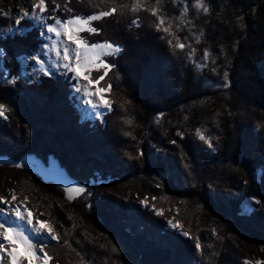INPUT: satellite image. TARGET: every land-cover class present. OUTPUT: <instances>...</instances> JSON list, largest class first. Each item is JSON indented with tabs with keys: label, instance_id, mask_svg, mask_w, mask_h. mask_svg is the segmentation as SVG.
<instances>
[{
	"label": "trees",
	"instance_id": "1",
	"mask_svg": "<svg viewBox=\"0 0 264 264\" xmlns=\"http://www.w3.org/2000/svg\"><path fill=\"white\" fill-rule=\"evenodd\" d=\"M45 3L62 20L111 12L80 36L123 46L104 58L116 67L99 83L112 85L102 120L80 119L62 73L0 81V157L11 161L0 163V192L29 194L28 210L51 225L48 264H264V0ZM21 26L0 38L13 76L43 42L31 21ZM26 155L52 158L85 193L16 167ZM173 210L188 237L168 227Z\"/></svg>",
	"mask_w": 264,
	"mask_h": 264
},
{
	"label": "snow or ice",
	"instance_id": "2",
	"mask_svg": "<svg viewBox=\"0 0 264 264\" xmlns=\"http://www.w3.org/2000/svg\"><path fill=\"white\" fill-rule=\"evenodd\" d=\"M58 7L59 5H57V8ZM35 9L39 10V15L36 14ZM203 10L207 12L209 9L205 7ZM46 11L47 6L45 0H39V3L34 5V9L31 13L24 10L21 11L20 18L15 22L17 27L9 26L7 29H0V38H7L8 34L15 35L18 33L23 35V29L19 27L21 25V21L31 17V19L37 21L42 28L46 29L45 31H41L40 35L50 41V44L44 45V49L46 50L43 52V55H47L49 52L55 54V61L51 62L49 67L45 66L42 56L39 54L33 56L32 59L35 60V63L38 66L34 69V72L43 73L45 76H49L53 74L51 71L52 68L63 69L65 74H74L73 78L76 80L77 84L81 81H86L87 85H98L101 80L105 79L109 71L116 67L115 64L106 62L104 58L119 56L123 51V46L114 45L111 42L90 43L88 40L81 37L79 33L85 30L89 33H98L99 30L96 27H92L91 22L109 16L111 12L102 11L99 14L89 15L86 18L76 15L69 17L67 20L48 16L47 19L53 20L54 23L45 25L46 17L43 14ZM112 11H115V9H112ZM153 15H156V13L153 12ZM133 23L135 24L136 21H133ZM161 24H163L162 19L160 24L157 25L158 29ZM168 30V28L163 29L165 32H168ZM65 39L68 42H65ZM72 45L75 47H72ZM176 47L183 49L186 46L182 43H177ZM5 55L6 50L3 47H0V59H2ZM208 55V52L205 51V59H207ZM93 70L97 72L103 70V75L93 79L91 78ZM224 81L225 83L223 84V87H229L228 72H224ZM111 89V84H109L107 89L97 87L95 90H92L87 86L83 87V89L79 86L75 88L76 92H83V96L87 98V104L94 111L101 107L111 110V102L107 101L102 95L103 92H110ZM94 97L95 99H93ZM7 111L8 109L5 105L0 104V117H5ZM96 115L100 118L103 116V113L97 111ZM125 123L130 124L131 121L127 120ZM197 135L200 140L207 143L209 147H212L210 138H206V135L201 133L199 129H197ZM173 143H175V141H173ZM16 167H21V165H16ZM66 191L85 193V189L83 187L66 189ZM11 199L12 201H15L16 195L13 194ZM7 203V199L0 197V204ZM142 203H145V201H142ZM257 203H259V201H257ZM8 211L14 213L15 221H26L27 225H32V213L26 207L22 208L20 205H17L11 207ZM5 212L6 210L4 208H0V217L4 218L3 222H0V264H3L5 253L8 258V264H21L23 260H27L28 264H33L34 260L38 261L39 264H48L51 257L45 251L46 245H43L42 238L39 235L43 231L44 222H39L41 223L40 227L33 226L32 228L27 229L28 233L36 234L35 237H32L26 234L25 227H22L15 221H9L5 216ZM156 214L162 215V210H157ZM168 223L174 229L182 227L179 222L173 223V221L169 220ZM47 231L48 237H50L51 240H58L57 234L51 229V227H49ZM181 234L185 237L189 236L188 232H182ZM33 239H36L37 242L41 243L42 246L40 247L39 252L43 253L42 257L37 255ZM17 242L23 245V253L18 251ZM195 247L198 251L201 250V243L199 240H197ZM112 250L113 252L117 251L115 248ZM257 264H260V262H257Z\"/></svg>",
	"mask_w": 264,
	"mask_h": 264
},
{
	"label": "rangeland",
	"instance_id": "3",
	"mask_svg": "<svg viewBox=\"0 0 264 264\" xmlns=\"http://www.w3.org/2000/svg\"><path fill=\"white\" fill-rule=\"evenodd\" d=\"M38 3H39V0H37V1L36 0H0V20H1V18H3V20L5 21L4 24H0V29H7L9 26L17 27L15 25V22L17 19L20 18L21 11L24 10V11H28L29 13H31L34 9V5H36ZM35 11H36L37 15L40 14L38 9H35ZM47 13L45 12L43 14L46 17L45 25L54 23L53 20L47 19L48 16L53 17V15H48ZM26 19L31 21L36 27H38L40 29V32L46 30V29L42 28L37 21L32 20L31 17H28ZM65 20H67V19H65ZM19 27H21L23 29V33L26 32L27 30H29V28L21 26V25ZM80 33H79V35H80ZM8 35H10V34H8ZM41 38H42L43 42L39 46L38 50L36 52L32 53L30 56H28L26 58H22V60H21L22 65L20 66V68L18 70V74L16 76L9 75V72L7 71V69L4 68V66H2V64H1L2 59H0V81H2L3 83H9V82H13L14 80L17 79V77H19L28 83H30L32 81L39 83L40 77L43 76L44 74L34 72V69L38 66L36 65L35 60H33L32 57L37 55V54L42 56L46 67H49L50 63L55 61V54L54 53L49 52L47 55H43V52L46 50V49H44V45L50 44V41L46 40L45 37H43V36H41ZM100 42H106V41H100ZM94 43H97V42H94ZM106 62H108V61H106ZM51 71L53 74L54 73H62V75H64L65 77H69V81L71 82L72 95L74 96V98L76 100V106L78 107L81 120L86 119L90 122H94L96 119L102 120L103 116L98 118L96 115L97 111H94L87 104V102H86L87 98L83 96V92L81 91L78 93L75 90V88L77 86L83 88L87 84L86 81H81L79 84H77L76 80L73 78L74 77L73 73L65 74L63 69H55V68H52ZM99 72H101L100 75H103V70H101ZM94 73H95V70L92 71L91 78L96 79L100 76V75H96V74L94 76L93 75ZM53 74L49 75V76H53ZM100 85H101V81H100ZM100 85L98 84V85H88V86L92 90H95V88H97V87L103 88V89L108 88L107 86L101 87ZM108 93L109 92L106 91V92H103L102 95L105 97V99L107 101L110 102V100L108 98ZM107 111H109V110L105 109L103 107L100 108V112L103 113V115ZM5 117H1V118H5ZM5 162H11V161H9L8 159L0 157V163H5ZM17 164L21 165L23 168L37 172L38 174H40V176L43 179L48 180V181H52L55 184L62 186L65 190L83 187L81 184H78V183L74 182L73 180H71L70 178H68L66 176V174L64 173V171L58 167L57 163L52 158H49L47 160L46 164H43L40 160L36 159L34 156L26 155L24 158H22V160L17 162ZM13 191L14 190L11 187H7V188H5V190L3 192H0V197H3L5 199H7V201H8L7 204H0V208H4L6 210L5 216L7 217V219L9 221H15V215H14V213L8 211V209H10L11 207L17 206V205H20L22 208L26 207L28 209V206L32 204L30 202L31 197L29 194H24L23 198H19L16 196V200L12 201L11 197L14 194ZM66 194L69 197H72V196L78 195L79 193H77L75 191H66ZM142 196L143 197L137 198V196L135 195V197L138 199L141 206L144 207L145 203H146V201L144 199L145 194H142ZM142 201H145V203H142ZM40 214H41L40 211H36V213H34V215H32V221H33L32 225H27L26 221H24V222L15 221V222L17 224L21 225L22 227H25L26 234H28L32 237H35L36 234L35 233H28L27 229L32 228L34 226L33 225L34 222L38 227L41 226V223H39V222H44L43 223V231L39 235L42 238V243L45 244L49 241H52L50 239V237H48V231H47L48 228L51 227V225L47 221H45L43 219H39L37 215H40ZM163 214H165V213L162 211V215ZM168 214H169L170 218L172 219L173 223H176V222H174L176 220V216H177L176 210H173ZM3 219H4L3 217H0V221H3ZM168 227L174 229L173 227H171L170 224ZM51 229H52V227H51ZM176 230L180 234L182 232H184L181 227L179 229H176ZM33 243L35 244L37 255L42 257L43 253L39 252V249L41 247V243L37 242L36 239H33ZM6 247H7V245H6ZM17 248H22V251H23V245L19 244V242H17ZM261 250H262V247L259 248V251H253L252 253H250V256L252 258L256 257V259H258L260 257V251ZM4 255H5V258H4L3 264H8V258L6 256V253ZM33 264H39V262L34 260ZM247 264H252V263L250 261H248Z\"/></svg>",
	"mask_w": 264,
	"mask_h": 264
},
{
	"label": "bare ground",
	"instance_id": "4",
	"mask_svg": "<svg viewBox=\"0 0 264 264\" xmlns=\"http://www.w3.org/2000/svg\"><path fill=\"white\" fill-rule=\"evenodd\" d=\"M36 1H37V0H36ZM65 42H68V41H66V39H65ZM69 43H70V42H69ZM72 47H75V46L72 45ZM85 86L89 87L87 84H86ZM85 86H84V87H85ZM82 89H83V88H82ZM93 99H95V97H94ZM95 111H99V112H100V108L97 109V110H95ZM0 222H3V221H0ZM33 225L36 226V227H38V226L35 224V222H34ZM18 251H20L21 253H23L22 248H18ZM21 264H28V262H27V260H23V261L21 262Z\"/></svg>",
	"mask_w": 264,
	"mask_h": 264
}]
</instances>
